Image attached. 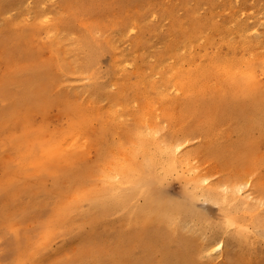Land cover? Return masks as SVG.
Here are the masks:
<instances>
[{
  "label": "rangeland",
  "instance_id": "rangeland-1",
  "mask_svg": "<svg viewBox=\"0 0 264 264\" xmlns=\"http://www.w3.org/2000/svg\"><path fill=\"white\" fill-rule=\"evenodd\" d=\"M0 260L264 264V0H0Z\"/></svg>",
  "mask_w": 264,
  "mask_h": 264
},
{
  "label": "snow or ice",
  "instance_id": "snow-or-ice-1",
  "mask_svg": "<svg viewBox=\"0 0 264 264\" xmlns=\"http://www.w3.org/2000/svg\"><path fill=\"white\" fill-rule=\"evenodd\" d=\"M50 20H51V17L45 16L44 19L41 21V23L46 24V23L50 22ZM133 31H135V29H133ZM246 75L249 77V79L253 78L252 77V72L250 70H248L246 72ZM176 151H179V148H177ZM205 183H207V181H205ZM251 183H252L251 180L246 181L245 184L243 186H241V188L238 189V190L242 191L244 187L250 188L251 187ZM224 191H227V189H224ZM52 233H53V228L50 225L49 228L44 231V233L42 234L41 238L39 239V241L37 243V247H39V248L45 247L47 242H48V240L51 238ZM220 246L221 245L218 244L217 248H219ZM217 248H213L212 251H214V252L217 251ZM0 264H23V262H10V261L0 260ZM57 264H75V262L68 261V260H62V261L57 262Z\"/></svg>",
  "mask_w": 264,
  "mask_h": 264
},
{
  "label": "bare ground",
  "instance_id": "bare-ground-1",
  "mask_svg": "<svg viewBox=\"0 0 264 264\" xmlns=\"http://www.w3.org/2000/svg\"><path fill=\"white\" fill-rule=\"evenodd\" d=\"M245 107H246V113H249V111H250L249 108H248L246 105H245ZM146 136H147V135H146ZM146 136H145V137H146ZM148 136L150 137V135H148ZM154 136H155V135H154ZM152 137H153V136H152ZM144 140H145V138H144ZM154 143H155V142H154ZM162 147H163V146H162ZM169 149H170V148H169ZM169 149H168V150H169ZM162 150H163V149H162ZM173 150H174V149H172L171 154L174 153ZM171 154H170V155H171ZM158 157H159V156H158ZM163 157H164V155L162 156V158H163ZM172 157H173V155H172ZM172 157H171L170 159L167 158V160H165V161L162 160V158H159V159H161V161L163 162V163H162V164H163L162 167H163V170L165 171V173L167 172V173L169 174V172H171L172 170L175 171L177 161H176L175 159H173V158H175V156H174L173 158H172ZM151 158L153 159L154 157H151ZM181 158H182V157H181ZM155 159H156V158H155ZM157 159H158V158H157ZM184 161H185V160H184ZM184 161H183V162H184ZM129 163H130V161H129ZM133 163H135V162L133 161ZM133 163H132V164H133ZM187 164H188V163H187ZM133 166H134V165H133ZM127 167H128V166H127ZM126 171H127V168H126V167H121V168H120V174H126V173L128 174V172H126ZM175 172H176L175 174L178 173L177 171H175ZM170 174H173V173H170ZM129 175H130V174H129ZM173 175H174V174H173ZM167 176H168V175H167ZM129 177H132V176H129ZM193 178H194V176H193ZM195 178H196V177H195ZM189 183H191V182H189ZM191 184H192V183H191ZM169 207H170V206H169ZM169 213H170V212H169ZM165 217H166V218L168 217L169 220H170L171 218L174 219L173 216H171V215H168V216L166 215ZM170 217H171V218H170ZM228 222H229V221H228ZM229 223H230V222H229ZM230 224H231V223H230ZM219 245H221L220 247H222L223 244L220 242ZM220 247H219V248H220ZM216 248H217V247H216Z\"/></svg>",
  "mask_w": 264,
  "mask_h": 264
}]
</instances>
